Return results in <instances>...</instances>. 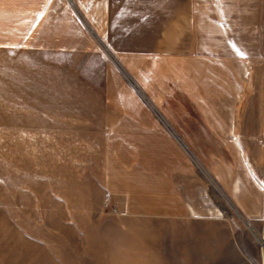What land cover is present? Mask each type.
<instances>
[{
  "label": "rangeland",
  "instance_id": "1",
  "mask_svg": "<svg viewBox=\"0 0 264 264\" xmlns=\"http://www.w3.org/2000/svg\"><path fill=\"white\" fill-rule=\"evenodd\" d=\"M38 4L0 0V264H264V59L234 82L235 112L216 115L225 129L203 125L184 194L196 214L137 216L104 192L98 56L19 45L34 40ZM249 16L262 40L264 0ZM66 19L47 16L38 40L67 42L48 32Z\"/></svg>",
  "mask_w": 264,
  "mask_h": 264
},
{
  "label": "crops",
  "instance_id": "2",
  "mask_svg": "<svg viewBox=\"0 0 264 264\" xmlns=\"http://www.w3.org/2000/svg\"><path fill=\"white\" fill-rule=\"evenodd\" d=\"M38 1L34 40L21 47L98 56L107 200L137 216H178L187 208L195 215L184 194L201 170L195 147L203 145V125L225 129L216 115L235 112L234 89L243 85L234 82L249 81L250 66L264 59L263 26L249 29L250 0ZM54 13L69 19L65 30L52 22L48 32L69 34L67 42L38 40L37 28ZM251 40L262 52L250 53ZM218 167L214 160L208 169L219 177ZM232 187L236 193L238 179Z\"/></svg>",
  "mask_w": 264,
  "mask_h": 264
},
{
  "label": "snow or ice",
  "instance_id": "3",
  "mask_svg": "<svg viewBox=\"0 0 264 264\" xmlns=\"http://www.w3.org/2000/svg\"><path fill=\"white\" fill-rule=\"evenodd\" d=\"M51 2H52V0H45L46 4L51 3ZM2 47H4V45H3V43H0V48H2ZM238 54L241 55L242 57L245 55L243 52H239Z\"/></svg>",
  "mask_w": 264,
  "mask_h": 264
}]
</instances>
